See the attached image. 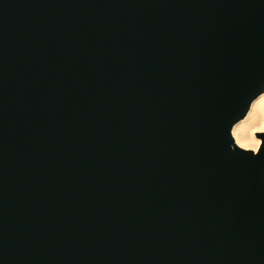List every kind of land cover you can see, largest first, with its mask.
Masks as SVG:
<instances>
[{
    "label": "water",
    "instance_id": "obj_1",
    "mask_svg": "<svg viewBox=\"0 0 264 264\" xmlns=\"http://www.w3.org/2000/svg\"><path fill=\"white\" fill-rule=\"evenodd\" d=\"M264 0H0V264H264Z\"/></svg>",
    "mask_w": 264,
    "mask_h": 264
},
{
    "label": "bare ground",
    "instance_id": "obj_2",
    "mask_svg": "<svg viewBox=\"0 0 264 264\" xmlns=\"http://www.w3.org/2000/svg\"><path fill=\"white\" fill-rule=\"evenodd\" d=\"M260 96L261 94L252 101L246 115L236 122L232 128V136L234 131L239 133L238 136H233L235 143L238 146L246 145L243 148L254 151L258 149L260 140L255 138L252 129H259L261 124L264 123V107L260 104Z\"/></svg>",
    "mask_w": 264,
    "mask_h": 264
},
{
    "label": "snow or ice",
    "instance_id": "obj_3",
    "mask_svg": "<svg viewBox=\"0 0 264 264\" xmlns=\"http://www.w3.org/2000/svg\"><path fill=\"white\" fill-rule=\"evenodd\" d=\"M260 90H261L260 104H261L262 107H264V88H261ZM256 131L264 132V123L261 124L259 129H256V128L252 129L253 133H255ZM238 135H239V133L237 131L233 132V136H238ZM241 146L243 147V146H246V145H241Z\"/></svg>",
    "mask_w": 264,
    "mask_h": 264
},
{
    "label": "rangeland",
    "instance_id": "obj_4",
    "mask_svg": "<svg viewBox=\"0 0 264 264\" xmlns=\"http://www.w3.org/2000/svg\"><path fill=\"white\" fill-rule=\"evenodd\" d=\"M257 132H259V131H257ZM254 136H255V133H254ZM255 138H257L256 136H255ZM257 139H259V138H257ZM260 140V139H259Z\"/></svg>",
    "mask_w": 264,
    "mask_h": 264
}]
</instances>
